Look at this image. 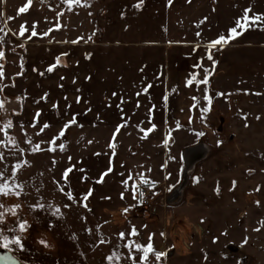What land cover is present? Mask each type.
Masks as SVG:
<instances>
[{
	"label": "rangeland",
	"instance_id": "374dc122",
	"mask_svg": "<svg viewBox=\"0 0 264 264\" xmlns=\"http://www.w3.org/2000/svg\"><path fill=\"white\" fill-rule=\"evenodd\" d=\"M106 1L80 0L70 9L65 0L52 4L0 0V51L5 54L0 60L5 72L0 80V100L5 104L0 109V123L13 122L9 134L24 149L22 155L17 152L13 156L0 147L5 152L0 170L7 166L5 174L10 175L11 166L18 161L30 165L17 176L24 185L22 195L0 198L5 207L21 205L18 219L30 225L20 233L25 250L9 245L10 250L0 247V252L11 254L22 264H132L124 258L129 253L124 245L135 241L144 246L152 243L156 251L166 253L161 260L149 254L147 264H264V77H219L208 90L205 85L211 104L204 99V92L203 109L210 110L203 111L195 129L147 132L145 136L144 131L127 125L116 135L112 149L109 144L117 124H103L98 119L103 110H112L98 99L97 53L88 52L96 46L86 43L89 37L82 41L84 37L72 32L85 25L98 27ZM225 2L219 6L224 7ZM248 2L245 5L251 7ZM21 8L25 11L20 12ZM88 16L89 21L85 19ZM21 26L27 29L23 36ZM33 26L37 35L31 37ZM73 39L78 42L72 43ZM57 57L60 66L47 72ZM45 94L46 101L41 99ZM77 96L82 97L79 104ZM105 102L108 107L113 103ZM117 102L119 112L132 110V102ZM55 103L58 109H53ZM37 111L42 113L40 122L32 127ZM135 112L137 116L140 108ZM73 114H79L76 118L82 127L72 126L57 141L56 152H31L27 137L47 149ZM125 117L121 124L130 123ZM45 122L51 127L40 133ZM59 143H65V151H59ZM201 144L208 150L187 174V151ZM109 167L103 183H97ZM68 168L73 171L65 183L61 177ZM145 186L155 188L150 205L139 197ZM133 188L138 189L137 199H133ZM89 189L92 195L85 208L82 196ZM179 190L180 198L175 195ZM69 191L73 200L67 198ZM38 204L45 207L38 208ZM66 204L70 206L64 207ZM57 207L61 209L59 218L52 215ZM6 220L9 226H16L17 218ZM133 226L138 236L129 235ZM146 227H151L150 234ZM5 234L10 238L16 235L7 229ZM113 253L121 254V259L109 261L107 257Z\"/></svg>",
	"mask_w": 264,
	"mask_h": 264
},
{
	"label": "crops",
	"instance_id": "0c3cea01",
	"mask_svg": "<svg viewBox=\"0 0 264 264\" xmlns=\"http://www.w3.org/2000/svg\"><path fill=\"white\" fill-rule=\"evenodd\" d=\"M222 1L144 0L136 8L139 0H107L98 27L85 25L72 30L84 37L82 41L91 37L86 43L96 46L95 51L88 48V52L97 53L98 99L112 110H103L100 122L118 125L126 116L130 122L126 125L136 131H147L153 125L154 130L147 132L195 129L202 121L205 85L193 83L189 87L186 80L191 74L203 79V69L212 68L206 59L208 43L221 34L227 36L246 8L252 10L249 16L264 14V0H247L251 7L245 5L246 0H224L221 7ZM201 58L202 67L194 68ZM214 59L217 64L208 85L217 83L219 77H264V26L250 28L222 51H214ZM148 85L151 87L145 92ZM164 96L168 97L166 102ZM121 100L132 102V110L119 112L117 101ZM105 101L113 103L108 107ZM137 107L140 113L136 116Z\"/></svg>",
	"mask_w": 264,
	"mask_h": 264
},
{
	"label": "snow or ice",
	"instance_id": "6c2138e0",
	"mask_svg": "<svg viewBox=\"0 0 264 264\" xmlns=\"http://www.w3.org/2000/svg\"><path fill=\"white\" fill-rule=\"evenodd\" d=\"M32 0H29V4H31ZM65 2L69 5V8L71 9V6L73 4H80V0H65ZM144 0H139V3H137L135 5L136 8H140L141 4H143ZM190 2V0H189ZM169 3H171V0H169ZM86 6V5H85ZM20 12H24L25 9L21 8L19 10ZM251 11L250 8H246L244 10V14L241 18L237 19L236 21V26L231 27L228 30V35L225 36L224 34H221L218 36V38L211 40L208 45H207V53H206V59L212 62V68L211 69H203L204 71V77L203 79H197L195 74H191V78L186 80V86H192L193 83H195L196 85H208L209 83V78L211 77V75L214 73L215 70V66L217 64V61L214 59V51H222L224 46L228 45L231 43V41L235 40L236 38H238L239 36L243 35V33L247 30L251 29H257V28H261L262 26H264V14H254L252 16H249L248 13ZM207 18H205L206 20ZM204 21H201L200 23H203ZM57 27H59V25H57ZM239 29V31H238ZM27 29L24 28V26H21V31H20V35L23 36L25 31ZM3 29L0 28V32H2ZM37 35V32L35 31V26H33V30L31 32V37H34ZM45 35H47V33H45ZM198 37L200 36V33L197 32L196 34ZM29 37V38H31ZM89 39H91V37H89ZM3 42V37H0V43ZM78 41H72V43H77ZM219 46V47H218ZM4 52L0 51V60H2L4 58ZM62 55H67V53H63ZM202 60L203 58H201V61H198L196 65H194V68H201L202 67ZM60 66V58L57 57L56 61L54 64L50 65L47 68V72L51 73L55 70L56 67ZM23 67V65H21V68ZM34 71H36V69H33ZM40 75H43V73H40ZM5 76V72H4V65L0 64V80H2ZM61 79H65L64 77H61ZM90 79V77L88 78ZM75 82V81H74ZM13 87L15 86L14 84L12 85ZM61 87H63L61 85ZM151 87V85L146 86L145 88V92H147V89ZM3 89L0 88V91H2ZM79 91V90H77ZM257 95H259V93H256ZM116 93H113V96H115ZM139 95V93L137 94ZM218 95H225L224 93H218ZM17 99H20V97H18ZM42 100H47V94H45L44 97H41ZM168 99L167 96L163 97V100L166 102ZM193 100L196 99V97L192 98ZM204 99L208 101L209 105L211 104V97L207 94V92H205L204 95ZM65 100H67V97H65ZM82 100V97L77 96L76 99V103L79 104ZM123 102V101H122ZM5 106L4 101L0 100V109H3ZM139 106V105H138ZM195 106V105H194ZM67 107L70 109L71 105H67ZM117 107H119V105H117ZM59 108V104L55 103L53 104V109H58ZM210 109L209 108H204L203 111L204 112H208ZM87 111H91V109H88ZM151 111V110H150ZM42 113L40 111H37L34 114L33 120L31 122L32 127H36L37 124L40 122V117H41ZM77 115L79 114H73L71 119L66 121L63 126L61 127V130L59 131V133L54 136L50 141L49 144L51 145L50 147H48L47 149H42L39 143L33 144L31 137H27L26 139V143L29 145H32L31 147V152L32 153H36L39 151H48V152H56L57 151V141L61 140L62 138L65 137L67 131L72 127V126H79L82 127V125L78 124L77 121ZM257 119H260V117H257ZM126 123L123 124H118L116 127L115 132L113 133V139L112 142H110L109 147L112 149H115L116 144H115V137L116 135L119 133L120 129L123 127H126ZM246 127L248 126L247 124L245 125ZM21 127H23V124L21 122ZM51 127V125L47 122L43 123L40 126V133L44 132V130L49 129ZM13 128V122L11 120H8L6 122L0 123V133L3 134L4 139L0 140V147L7 149L8 151H10L12 153L13 156H15L17 154V152H19L21 155L24 153V149L21 148L19 146L18 141L16 140V138L13 135L9 134V131ZM155 125L152 126V129H149L147 131H151L154 130ZM141 131L145 132V136L147 135V131L144 129H141ZM40 133H37L38 135ZM199 135H203V133H200ZM89 143H91V141H89ZM59 151L63 152L66 149V145L65 143H59L58 145ZM96 155H100L99 153H96ZM71 159V158H69ZM5 160V152L4 151H0V161ZM53 163H55V161H53ZM25 166H30L28 161H23L20 162L18 161L17 163L13 164L11 166V173L10 175H6L5 173L8 171L7 166L0 170V198H9V197H17L19 198L22 193H23V183H19L17 180V176L18 173L20 172V170L25 167ZM73 171L72 168H68L65 169L64 172L62 173V177L61 179L65 182L68 183L69 181V174ZM80 171H84L83 169H81ZM111 171V167H109V169L101 174L100 179L97 180V183H103V177L106 176L108 174V172ZM132 177L129 176V179H131ZM141 178H142V174H141ZM81 180L83 181L84 178L81 177ZM142 182L144 184H148L147 180H142ZM59 183V182H57ZM125 184H127V181H124ZM171 190V189H169ZM37 191H39V189H37ZM61 191L63 192V188H61ZM137 192L138 189L137 188H133V199H137ZM68 200H73V194L71 191L66 193ZM92 195V189H89L87 193L83 194L82 196V206L87 208L88 204L87 201L89 199V197ZM139 197L140 199L143 198V192H139ZM121 198L123 199V193L121 194ZM70 205H65L64 207H69ZM21 207L20 204H16L15 207L12 208H8L5 207V205L3 203H0V247L6 249V250H10L9 249V245H16L17 249L19 251H24V245L22 243L23 237L20 235V233H24L28 230V228L30 227V225L28 224V222L26 220L24 221H20L18 219V213H17V209H19ZM38 208H44L45 205L43 204H38L37 205ZM49 207H51L49 205ZM125 212H127L128 210L125 209ZM53 216L56 217H60L61 216V209L59 207H57L55 209L54 212H52ZM13 217V218H17L16 220V226L12 227L9 226L6 220V217ZM51 227V225H50ZM5 229H7L8 232H12V233H16V235H14L12 238H10L7 234H5ZM259 230V229H257ZM124 233L121 232L120 233V238L123 239L124 238ZM129 235L131 236H138L139 233L137 232L136 228L133 226ZM149 240L151 241V236L149 237ZM105 241L101 238L100 243H104ZM246 242V241H245ZM41 244H44L45 246L46 243L44 241H40ZM124 247L129 249V253L127 257H124L127 260H131L132 264H137V259H139V264H147V260L149 257V254H154L157 260H161V258L166 256L165 252H159L156 251L152 245V243H148L146 246L141 245L137 242H132V243H126L124 245ZM133 252L135 253H141L142 255H140L139 257H137L136 255H133ZM107 259L109 261L111 260H117L119 261L121 259V254L119 253H113L112 256L107 257ZM0 264H22L21 261H18L15 257L13 256H0Z\"/></svg>",
	"mask_w": 264,
	"mask_h": 264
},
{
	"label": "bare ground",
	"instance_id": "6f19581e",
	"mask_svg": "<svg viewBox=\"0 0 264 264\" xmlns=\"http://www.w3.org/2000/svg\"><path fill=\"white\" fill-rule=\"evenodd\" d=\"M203 147L205 148V149H207L208 147H206L205 145H203V144H201V145H199V146H197L196 148H198V149H190V150H188L187 152V155H188V158H194L195 156H198V154L202 151V150H204L203 149ZM195 148V147H194ZM208 150V149H207ZM207 150H205L204 152L206 153L207 152ZM195 167V164H191L190 166H188L187 165V169H188V171H187V169L185 170V172L187 173V174H189L192 170H193V168ZM181 194H182V190H179V191H176V196H179V198H180V196H181ZM6 255V254H5Z\"/></svg>",
	"mask_w": 264,
	"mask_h": 264
},
{
	"label": "water",
	"instance_id": "95a60500",
	"mask_svg": "<svg viewBox=\"0 0 264 264\" xmlns=\"http://www.w3.org/2000/svg\"><path fill=\"white\" fill-rule=\"evenodd\" d=\"M197 147V146H196ZM191 148V149H198V148ZM203 149L204 150H202L199 154H198V156H195L194 158L192 157V158H188V156H186L187 157V159H186V169H187V165L188 166H190L191 164H195L197 161H199L200 159H202L204 156H205V148L203 147ZM187 171H188V169H187ZM186 182H187V176H185V178H184V181H183V185H185L186 184ZM5 254L7 255V256H12L11 254H9V253H4V252H0V256H5Z\"/></svg>",
	"mask_w": 264,
	"mask_h": 264
},
{
	"label": "built area",
	"instance_id": "2783aa9c",
	"mask_svg": "<svg viewBox=\"0 0 264 264\" xmlns=\"http://www.w3.org/2000/svg\"><path fill=\"white\" fill-rule=\"evenodd\" d=\"M54 0H43V2L45 4H52ZM154 187L149 188V186H145L143 187V189L141 190V192H143V200L146 203V205H150L151 204V200H152V192L154 191Z\"/></svg>",
	"mask_w": 264,
	"mask_h": 264
}]
</instances>
